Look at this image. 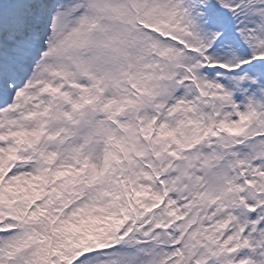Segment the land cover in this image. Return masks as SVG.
<instances>
[{"label":"snow or ice","instance_id":"obj_1","mask_svg":"<svg viewBox=\"0 0 264 264\" xmlns=\"http://www.w3.org/2000/svg\"><path fill=\"white\" fill-rule=\"evenodd\" d=\"M0 264H264V0H0Z\"/></svg>","mask_w":264,"mask_h":264}]
</instances>
